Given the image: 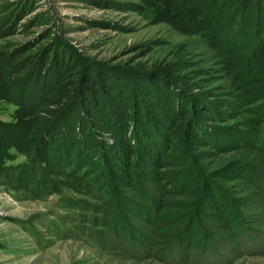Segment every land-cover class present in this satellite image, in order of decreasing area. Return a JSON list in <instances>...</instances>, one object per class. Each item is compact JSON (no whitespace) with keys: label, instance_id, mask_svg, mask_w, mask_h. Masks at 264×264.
I'll list each match as a JSON object with an SVG mask.
<instances>
[{"label":"rangeland","instance_id":"rangeland-1","mask_svg":"<svg viewBox=\"0 0 264 264\" xmlns=\"http://www.w3.org/2000/svg\"><path fill=\"white\" fill-rule=\"evenodd\" d=\"M211 1L0 0L32 9L19 21L27 26L1 38L0 48L30 46L24 54L33 55L46 47L53 56L21 82L0 69V264H264V25L228 18L227 6L206 8ZM54 57L109 79L121 99L135 97L133 89L153 98L149 74L164 87L158 79L171 73L167 89L187 100L167 120L176 146L168 164L176 165H156L152 174L136 168V154L111 159L121 140L100 96L98 108H76L92 114L80 127L106 193L87 184L91 173L51 171L46 143L57 148L65 137L40 142L36 135L49 125ZM204 108L208 132L183 140ZM129 109L122 114L131 128L139 117ZM24 168L51 188H21L16 176Z\"/></svg>","mask_w":264,"mask_h":264},{"label":"trees","instance_id":"trees-1","mask_svg":"<svg viewBox=\"0 0 264 264\" xmlns=\"http://www.w3.org/2000/svg\"><path fill=\"white\" fill-rule=\"evenodd\" d=\"M216 4L218 5L216 7L217 10L226 6L228 7V15L230 16H227L228 18L234 15V18H238L239 20L242 19V21L248 25L252 24V22H254L255 27L264 25V0H212L209 7L206 8L213 9ZM31 10L32 9L27 7L24 8L18 3L14 8H10L8 5L7 7L0 6V39L27 26L25 23L20 24L19 21L30 13ZM35 18L36 17H31L26 22L32 23ZM30 48V46L13 48L10 50L4 49L3 47L0 48V69L5 72L7 77L10 76L13 81L21 82L23 76L26 74L28 75V73L30 74L36 69L35 66L32 67V65L37 61L42 62V67L50 64L51 58L53 57L50 56L52 49L49 50V48L45 47L41 49L40 52L34 53L33 55L24 54V52ZM54 58L56 59L54 62V69L58 71V79L53 86L51 96L47 98L44 112V120L47 119V124L49 125L46 129L42 127V130L36 135L37 140L39 139L40 141L42 139L40 142H44L43 140H45V137H47V139L53 137L52 142H57L60 136L65 137L63 141H59V146H57V148L52 146L49 147L51 145L49 141L46 143V149L51 154L53 160L49 162L46 160L43 163L46 165L48 162L51 171L53 169L64 175L91 173L90 177L86 178L87 184L92 187L96 193H106L107 184L105 180L103 178L99 179L98 175H95V173L101 171L99 165H95V163H91L87 160L89 157V149L92 148L91 142L87 141V138L90 137L89 132L87 130L83 132V129L80 127L81 123L84 124V122H88L87 118L91 117L92 114L87 111V108H84V110L76 108L91 104L95 108H98V106L101 105V100L104 98L105 101H102L105 102L104 104L107 106V109L103 106L102 111L109 115V118L110 115H113L115 118L116 121H114L113 124L116 126L112 125L111 127L119 134L121 140L120 145L117 144L116 146H112L114 148L113 151L111 150V153L115 152V158L111 159H116L117 154L118 157H121L123 153H130V155L136 154V168L139 167L141 171L147 170L152 174H156V171L152 170L156 165L159 167L176 165L173 162H171L172 164H168V157L170 155L167 154L173 151L176 146L173 145L175 142L167 133V129L169 130V127H171L168 125L167 120L170 115L178 114L181 111L183 112L182 103L184 106L187 105V100L185 99L184 101L177 95H172L169 89H167L168 82L164 78L174 81L173 77L171 78V73L167 70H163V77L158 79L161 80L160 82L164 84V87L159 86L158 84L160 83L156 78L149 74V80L156 82L155 84L158 85L152 87L156 91V95H154L153 98L147 94V90H140L137 92L133 89L137 97H133L134 95L130 94L128 95L129 97L127 96L128 98L124 97L121 99L119 95L114 93L116 85L111 84L112 82L109 83V79L101 75L92 76L89 73L87 74L80 71V63H77L75 60L71 61L57 57ZM229 60L230 64H232V69L235 71L240 69L236 59L229 58ZM37 78L38 81H40L34 84L35 89L42 84L41 78L43 77L38 76ZM128 85L129 84H127V86ZM162 88L164 90H162ZM121 92L122 90L118 89L117 93L119 94ZM138 93H142V95H138ZM115 95L118 97V101L116 102L114 98L113 102H115L112 104L111 101ZM180 95L181 94H179V96ZM100 96L104 98H100ZM148 96H150V99H147ZM181 96L185 97V93ZM71 106L74 107L72 108ZM128 107H132L131 112L133 116L136 113L139 117L138 122L134 120V118L132 119L135 123L133 126H130L131 128H129V125L132 123L124 119L122 114L124 111H130ZM206 109L207 108H204V110L200 111L202 115L200 116L199 122L195 123V127H193V121L187 123L185 128L187 133L184 134L183 140L189 139L193 142V140L198 139L202 135L201 133L208 132L206 129L208 127L206 116L208 118L210 115L207 113ZM77 128L78 131L76 132L75 129ZM92 138H94V136H92ZM122 141L126 144H129L128 142L131 144V141H133V144L124 145ZM40 142L39 144L41 146ZM42 149L43 146L41 147V153H44L45 150ZM105 156H107V154H105ZM106 158L107 157H105V159ZM129 167L131 168L130 164ZM16 177L20 187L24 189L35 188L49 190L51 188L46 178L35 172L33 168L27 170L24 168V170L17 173Z\"/></svg>","mask_w":264,"mask_h":264}]
</instances>
